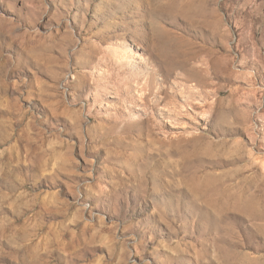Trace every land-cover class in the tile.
<instances>
[{
  "label": "rangeland",
  "instance_id": "rangeland-1",
  "mask_svg": "<svg viewBox=\"0 0 264 264\" xmlns=\"http://www.w3.org/2000/svg\"><path fill=\"white\" fill-rule=\"evenodd\" d=\"M0 264H264V0H0Z\"/></svg>",
  "mask_w": 264,
  "mask_h": 264
},
{
  "label": "bare ground",
  "instance_id": "bare-ground-1",
  "mask_svg": "<svg viewBox=\"0 0 264 264\" xmlns=\"http://www.w3.org/2000/svg\"><path fill=\"white\" fill-rule=\"evenodd\" d=\"M201 76H203V79H204V76H205L204 72H202V74L197 73V79H198L199 82H203L204 81Z\"/></svg>",
  "mask_w": 264,
  "mask_h": 264
}]
</instances>
